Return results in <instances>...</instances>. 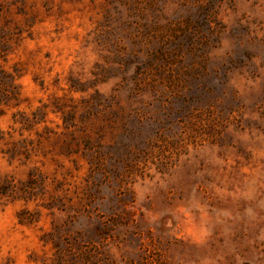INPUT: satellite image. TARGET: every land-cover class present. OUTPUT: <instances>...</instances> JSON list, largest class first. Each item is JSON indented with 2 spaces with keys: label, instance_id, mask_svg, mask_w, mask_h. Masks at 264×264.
<instances>
[{
  "label": "rangeland",
  "instance_id": "1",
  "mask_svg": "<svg viewBox=\"0 0 264 264\" xmlns=\"http://www.w3.org/2000/svg\"><path fill=\"white\" fill-rule=\"evenodd\" d=\"M0 69V264H264V0H0Z\"/></svg>",
  "mask_w": 264,
  "mask_h": 264
},
{
  "label": "trees",
  "instance_id": "2",
  "mask_svg": "<svg viewBox=\"0 0 264 264\" xmlns=\"http://www.w3.org/2000/svg\"><path fill=\"white\" fill-rule=\"evenodd\" d=\"M8 75H9V73H7V72H5L4 70L0 69V85L3 86L4 81L8 78ZM9 77H12V76H9ZM6 98H9L8 93H5V92L2 91V89L0 88V104H2ZM16 121H17V120H16ZM20 121H22V120H20ZM2 137H3V131L0 130V141L2 140ZM13 153H14V151H13ZM7 184H10V182L7 181ZM100 230H101L100 228H97V227H96V229H95V231H94V235H98V234H100V233H98V231H100ZM88 239H90V240H88V241H89V244H91V243H90L91 238H88ZM90 257H92V256H91L90 254H88V258H89V259H87V261H88L89 263H91V259H90ZM105 259H106V258H105ZM105 259L102 260V261H103L102 264H107V261H106ZM93 264H96V262H93Z\"/></svg>",
  "mask_w": 264,
  "mask_h": 264
}]
</instances>
